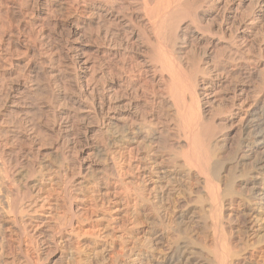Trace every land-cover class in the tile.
<instances>
[{"label":"bare ground","instance_id":"bare-ground-1","mask_svg":"<svg viewBox=\"0 0 264 264\" xmlns=\"http://www.w3.org/2000/svg\"><path fill=\"white\" fill-rule=\"evenodd\" d=\"M96 211L108 264L264 244V0H0V264H101Z\"/></svg>","mask_w":264,"mask_h":264},{"label":"rangeland","instance_id":"rangeland-1","mask_svg":"<svg viewBox=\"0 0 264 264\" xmlns=\"http://www.w3.org/2000/svg\"><path fill=\"white\" fill-rule=\"evenodd\" d=\"M93 221L98 227L92 229L87 222L84 223L81 227V231H77L76 242L80 243V249H84L86 246H96L98 251L101 250V264H108L114 257L130 255L140 247V240H137L140 236L132 237L131 235L129 237L126 233H118V231L114 230L108 215L103 211H96V213L93 214ZM121 235L124 237L123 239L118 238V236ZM168 235L169 241L165 240L161 246V251H163L165 255L169 254V248L176 239V234L173 232L170 231ZM255 248L258 250L257 252H255ZM69 253H71V251H68L67 255H69ZM244 256L246 260L243 264H264V244H259L254 247L250 245L245 247Z\"/></svg>","mask_w":264,"mask_h":264}]
</instances>
